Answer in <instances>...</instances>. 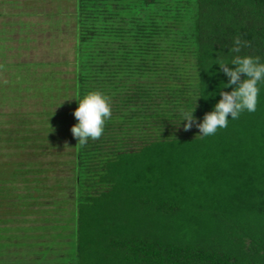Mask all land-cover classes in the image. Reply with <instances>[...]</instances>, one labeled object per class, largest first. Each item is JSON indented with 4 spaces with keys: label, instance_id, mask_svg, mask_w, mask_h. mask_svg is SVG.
<instances>
[{
    "label": "trees",
    "instance_id": "obj_1",
    "mask_svg": "<svg viewBox=\"0 0 264 264\" xmlns=\"http://www.w3.org/2000/svg\"><path fill=\"white\" fill-rule=\"evenodd\" d=\"M73 15L75 76H60L57 115L39 111L48 137H27L58 147L61 126L69 158L34 156L0 177V207L9 191L35 207L12 222L0 211V264H264V80L254 112L211 136L198 128L235 87L216 60L264 63V0H78ZM97 90L111 118L79 144L75 97ZM194 109L186 129L181 111Z\"/></svg>",
    "mask_w": 264,
    "mask_h": 264
},
{
    "label": "rangeland",
    "instance_id": "obj_2",
    "mask_svg": "<svg viewBox=\"0 0 264 264\" xmlns=\"http://www.w3.org/2000/svg\"><path fill=\"white\" fill-rule=\"evenodd\" d=\"M77 5L78 0H0V177H3V180H9L13 174L10 171L14 166L13 163L33 162L35 161L34 156L50 160L51 156L48 155L52 153L53 158L57 151L63 155L62 160L69 158L65 148L61 145L69 143L63 127H58V131H56L57 135L61 137L59 142L57 141L58 147H52L46 141L44 144L38 145L36 142L38 138L29 137L31 140H27V137L31 133L38 134L41 131H47L44 132V135L46 133L45 136L48 137V130L36 128V124L41 122L37 120L39 111L50 113L52 118L57 115L52 112L55 111L56 103L59 101L60 86L64 84L61 82V77L70 80L75 76L73 72L75 68L70 63L76 57L74 47L77 25L73 12ZM33 12L39 14L38 17H30L29 14ZM21 13H25L26 16L22 17ZM38 21L40 22L38 23ZM46 23H52L50 28L55 32V37L52 39L54 48H35L33 37ZM17 34L19 36L16 37ZM66 61L69 63L67 64ZM60 62H62L61 65ZM63 94L66 93H62L61 103H66L68 97L67 95L63 97ZM47 116L39 115L42 119ZM48 121L54 126L57 123V120L53 121V119H48ZM22 128L25 129H23V134H20ZM21 145H25V147L22 146L20 149ZM25 171H18V175ZM20 176L18 177L20 180L13 181L17 186L23 185L22 176ZM20 195L22 194H17L19 198L16 197L12 201L14 194L9 191L10 205L8 208L0 207L1 212L6 209L4 212L11 222L13 216H20L23 219L27 213H31V210L35 209V207H26L25 201L21 204L25 198ZM37 216L38 214H34L31 217L29 222L32 224V226L29 225L31 228L25 226L27 222L21 227L26 231L27 228H37L41 224L36 221L38 220ZM17 227L19 226L14 225L16 230L19 229ZM12 264H21L20 259Z\"/></svg>",
    "mask_w": 264,
    "mask_h": 264
},
{
    "label": "clouds",
    "instance_id": "obj_3",
    "mask_svg": "<svg viewBox=\"0 0 264 264\" xmlns=\"http://www.w3.org/2000/svg\"><path fill=\"white\" fill-rule=\"evenodd\" d=\"M240 45L239 38L235 41ZM234 51H239V47ZM230 79L223 82V87L235 85L231 91H223L221 98L213 109L207 112L198 124L201 136L214 135L218 129L226 128L229 120L239 118L244 111L254 112L257 107L258 84L264 80V63L258 58L244 55L233 56L230 62L216 60ZM235 67H228V65ZM242 75L244 78L242 79ZM78 107L74 111L77 123L72 126V133L79 144H85L89 139L97 140L104 132L106 122L111 118L112 107L110 98L101 91H91L76 96ZM199 98V97H198ZM194 110L181 111L182 121H187L185 128H191L194 121ZM229 116L231 118H229Z\"/></svg>",
    "mask_w": 264,
    "mask_h": 264
},
{
    "label": "crops",
    "instance_id": "obj_4",
    "mask_svg": "<svg viewBox=\"0 0 264 264\" xmlns=\"http://www.w3.org/2000/svg\"><path fill=\"white\" fill-rule=\"evenodd\" d=\"M24 12H26V11H24ZM24 15H25V13H23V14L21 13L22 17ZM38 15L39 14H37L35 12L29 14L30 17H38ZM1 17H2V15H1ZM46 18H48V17H46ZM39 22L40 21H38V23ZM42 22L44 23V21H42ZM51 24L52 23H50V24L46 23L45 25H43L42 29L34 35L33 43H35V45H36L35 48H49V47L54 48V42H52V39H53V37H55V32H54V30L52 31V28H50ZM58 35H59V32L57 34V40L59 43ZM17 36H19V34H17L16 37ZM11 37L13 38L14 35L12 34ZM58 43H57V45H58ZM58 47H59V45H58Z\"/></svg>",
    "mask_w": 264,
    "mask_h": 264
}]
</instances>
